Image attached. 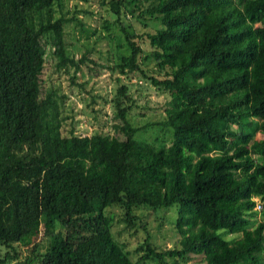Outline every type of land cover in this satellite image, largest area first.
I'll use <instances>...</instances> for the list:
<instances>
[{"label": "trees", "instance_id": "16d2710c", "mask_svg": "<svg viewBox=\"0 0 264 264\" xmlns=\"http://www.w3.org/2000/svg\"><path fill=\"white\" fill-rule=\"evenodd\" d=\"M60 3L0 0V264L194 255L264 264V0H102L114 15L103 27H117L125 46L107 67L169 95L158 123L172 139L163 145L135 137L136 100L119 78L109 101L121 136L61 132L53 110L61 96L42 77L44 38L58 68L79 69L86 56H71L64 38L81 10L57 16ZM128 14L152 28L135 29ZM174 205L178 246L162 248L138 211ZM114 223L146 235L130 251ZM40 227L47 246L21 257L15 245Z\"/></svg>", "mask_w": 264, "mask_h": 264}, {"label": "rangeland", "instance_id": "374dc122", "mask_svg": "<svg viewBox=\"0 0 264 264\" xmlns=\"http://www.w3.org/2000/svg\"><path fill=\"white\" fill-rule=\"evenodd\" d=\"M101 2L102 0H61L60 6L54 7L57 16L67 18L74 14L75 4H78L77 10H81L77 14L80 23L71 21L64 26V38L70 55L75 59L86 56L84 63L79 64V69L74 66L58 68L51 45L46 43L44 38L45 65L42 77L45 85L53 87L61 96L53 109L54 115L62 118L61 132L69 134L70 130H73L75 134L89 135L101 130L121 136L113 128L117 120L114 119L113 105L109 101L119 78L127 86L131 97L136 100L137 107L129 113L128 118L133 126L143 128L137 131L135 137L156 145L169 144L172 139L171 130L158 123L165 118L164 108L169 95L139 77L124 76L107 67L113 66L120 55L125 53V46L117 27L112 26L110 30L103 27V20H113L114 15L109 11L108 5ZM140 20L130 17L129 14L124 18V21L141 32L152 28L151 21H146L148 26H145ZM175 208L176 205L138 211L146 221L151 241L162 248L178 246L180 237L173 223L176 217ZM113 211L117 214L119 212L117 208ZM256 218L260 221L263 214L257 213ZM112 230L119 241L127 244L130 251H133L146 235L140 231L135 235L130 234L124 224L120 223H114ZM49 240V236H45L43 228L40 227L37 234L25 238L15 247L23 257L34 244L42 250L45 249ZM165 264H205V261L202 255H194L186 261L166 258Z\"/></svg>", "mask_w": 264, "mask_h": 264}, {"label": "built area", "instance_id": "2783aa9c", "mask_svg": "<svg viewBox=\"0 0 264 264\" xmlns=\"http://www.w3.org/2000/svg\"><path fill=\"white\" fill-rule=\"evenodd\" d=\"M256 207H257V209H260L261 208V205L260 204H257Z\"/></svg>", "mask_w": 264, "mask_h": 264}]
</instances>
